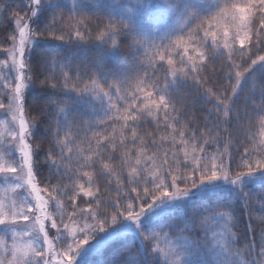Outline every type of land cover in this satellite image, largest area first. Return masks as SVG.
<instances>
[{"label": "snow or ice", "instance_id": "1", "mask_svg": "<svg viewBox=\"0 0 264 264\" xmlns=\"http://www.w3.org/2000/svg\"><path fill=\"white\" fill-rule=\"evenodd\" d=\"M138 5L143 6L139 4V0ZM91 7L82 2H74L69 8L63 0H29L30 16L20 17L18 13H13V16L17 17L15 22L19 31V43H16V38L13 36V46L5 49L11 58V65L7 63V60L0 61V70H7V75L4 77L6 82L0 87L8 90L4 92V95L8 96L7 106L0 98V110H4V115L11 114L8 129V136L11 140H4L5 146L0 150V174H3L0 183L10 184L14 194L10 203L0 201V245L3 246L0 264H85L87 256L98 252L107 242L123 233H135L138 238H142V242L157 239L155 235H148L146 232L152 227L156 218L169 214L177 207L191 208L194 197L224 191H227L228 199L220 207L227 211L219 212L211 207L205 209L211 220L216 221L221 227L220 233L213 232L211 240L205 239L204 244L177 235L175 242L169 241L172 246L168 249L145 245L152 259L151 261L141 260L138 264H213V261L208 259L211 255L216 257L215 264H264V227L259 236V243L253 235L251 242L245 241L244 250L235 247L236 236L231 231L232 227L236 226L233 212V206L236 203L242 204L248 212L250 201L259 200L260 211L264 213V192L258 196L254 195L249 187L258 181L264 188V88H261V101L258 105L250 108L249 98L246 97L242 108H234L235 97L238 95L242 82L247 83L257 74L264 75V54L251 59V64L244 67L243 71L240 70L241 65L236 66V83L232 87V95L216 96L214 104L216 116L212 127L208 126L206 120L204 130L198 133L196 128H191V125H182L180 120L185 114L182 110L184 104L181 102V107H177L175 100V89L186 85L188 80L193 81L190 87L203 83L200 74L205 71L206 57L209 54L217 55L216 49L219 48L220 39H223V48L229 50L228 60L234 59L237 53L235 48L237 43L240 45L242 58H250V54L244 51L245 41H249L258 51L261 46H264V39H262L264 0H241L240 3H228L225 6L216 3L204 11L203 17L193 9L189 0H177V2L162 0L160 5L162 9L176 12L180 18L186 20L187 36L183 29L180 32L169 30L158 36L159 42L153 39L150 44L134 37L133 43L129 45L133 57L129 66L112 73L104 70V58L119 54L118 37L129 35L130 30L123 18L116 20L109 16L108 24L96 37L99 41L97 47L100 49V55L93 66L94 70L89 72L85 67L83 76L77 71V85L73 86L71 91L77 92L76 101L90 106V115L97 117L95 121L85 122L86 127L92 130L94 135H98L97 128L103 126L106 130L109 125L122 120L121 136L124 137L125 132L130 131L131 144L136 146L139 140L140 145L134 154L130 150L124 153L119 168H114L110 163L105 162L115 159L114 153H108L107 156L102 154L106 151L107 144L101 143V139L107 140L106 137L97 139L94 155L81 159L82 151L73 152L79 133L72 134V126L66 121L57 119L55 128L49 125L46 129L52 134L53 140L49 141L52 148L45 156L49 172L46 182L49 199L45 200L35 184L39 170L36 157L39 152L33 149L30 143L37 125L35 122L30 123L25 114L27 102L25 92L32 87L31 77L27 74L32 68L29 61L32 52L39 45L40 37L45 33L50 38L59 41H63L66 36L69 39L75 36L77 42L83 41L85 34L82 27L86 25L88 19L85 10H91ZM10 8V5H6L0 11L6 13ZM126 11H131V9ZM49 12H51V21L45 24L41 31L37 32L35 28L30 27L29 21L36 24L41 18L47 19ZM64 12L68 13L67 20L63 16ZM77 15L81 16L80 20H76ZM205 18L216 20L217 23L208 24L205 27ZM220 20L224 21L222 37L218 30ZM70 21L74 23H69ZM257 22L259 27H257ZM58 24H63L70 31L62 32L57 28ZM72 29L74 31H71ZM201 31H203V36L200 35ZM209 37L211 43H209ZM170 50H174L175 56L180 57L178 63L174 64ZM219 55H223V52H219ZM166 57L167 68H165ZM53 61L61 63L71 71V61L67 58L53 57ZM133 70H135V76L131 74ZM140 71H143V75H140ZM161 71L164 72L163 85L157 75ZM63 76V89L66 90L70 79L69 73L65 72ZM84 77L91 82V87L87 83L83 88L78 86L79 81ZM51 87L56 89L57 84L54 83ZM197 91L199 92V88ZM211 92L212 90L208 89V93ZM140 93L143 95L141 96ZM36 102L39 105V98H36ZM48 104H55L51 96L44 102L45 108ZM121 109H123L122 114ZM64 110L62 107L59 108L60 112ZM39 114L46 113L41 109ZM211 114L210 109L209 116ZM161 116L163 120L160 119ZM149 117L152 118L151 122L157 126L163 123L165 129H171L173 146L179 151H184L185 161L176 167L191 169L187 175L173 174L170 184L167 182V176L150 172V166H144L149 165L150 161L154 163L159 158L158 152H154L152 156L146 155L152 145L156 144L155 140L152 141V145L145 140V137L152 133L144 132L141 135L142 122L149 123ZM255 117L260 119L262 139L257 146L259 149L257 154L260 158H254V153L246 148L241 156L246 170L238 167L233 175L232 157L229 154L232 137L235 133H240L246 135L245 143L254 142L255 135L252 134L251 125ZM17 124L18 130L15 127ZM222 124L226 127L223 132H220L218 129ZM244 124L250 127L245 129ZM93 125L96 127L94 128ZM189 129H191V135L188 134ZM214 129L217 130L215 135H213ZM224 133L228 134V143L221 152L219 142ZM162 139H168V137H162ZM108 142L111 143V141ZM121 144H124L123 139ZM210 145L215 146L216 149L211 155L208 153ZM189 146L192 151L191 160L195 161V166H192L188 160ZM236 147L238 149L239 146L236 145ZM57 148L58 152L54 150ZM92 151L90 144L89 152ZM74 154L77 158V166L75 168L63 167L73 162ZM173 158H176V153H173ZM97 163H101L102 168L97 169ZM165 165L169 170L173 168L167 153L160 166L161 172ZM125 167L128 169L125 188L131 185L137 195L135 200L131 195L119 196L117 201L104 205L105 209H112L109 217L100 210L99 197L93 192L92 185L113 175L117 176L119 183L123 179ZM146 172H150L151 179H148ZM56 176L66 180L64 190H61L59 186L49 187L51 180ZM141 182L145 185L143 192L140 191ZM180 184L184 185L183 188L179 187ZM123 190L117 188L118 193ZM33 193H35L34 199L30 198ZM81 193L84 197L91 198L84 201L89 205V210L78 209L76 201ZM64 197H68L71 201L73 208V212L70 213L71 219L75 222L84 221L79 232L70 229L69 225L64 223L62 216L58 223L57 219L52 218L51 213L43 217L38 215L46 210L47 205ZM93 200L97 201L95 211L91 210ZM125 200L130 201L126 207L124 206ZM136 201L140 202L139 210H137ZM56 206L59 207L58 204ZM194 214L203 215L198 209L194 210ZM261 218L264 219V217ZM48 220L51 221L50 229L46 223ZM207 220L208 217H204L202 223H206ZM20 221L27 223L21 224ZM60 224H63L62 228ZM51 229L56 230V241L50 237ZM248 231L249 233L254 232L251 224H249ZM18 235L27 237V244L18 243L16 239ZM9 238L12 240L11 245L8 244ZM54 242L59 243L63 248L62 252L53 247ZM190 257L195 259H189Z\"/></svg>", "mask_w": 264, "mask_h": 264}, {"label": "trees", "instance_id": "2", "mask_svg": "<svg viewBox=\"0 0 264 264\" xmlns=\"http://www.w3.org/2000/svg\"><path fill=\"white\" fill-rule=\"evenodd\" d=\"M84 4L91 5V10L86 9L85 15L88 17L86 25L82 27V31L85 34V39L83 41L76 40L75 36H72L69 39L67 36L63 41L55 40L50 38L47 33L44 36L40 37L39 45L32 52L30 59V64L32 68L28 71V75L31 77L32 87L25 92L26 95V104H25V114L26 118L31 122L36 123V128L34 129L35 135L31 138L30 143L33 149H37L39 155L36 157L38 163V173L35 180L36 187L40 190L41 193L46 194L49 197V192L46 190V182L49 175L47 163L45 156L52 148V145L49 141L53 140L51 133L47 132L46 129L49 125H52L55 128V121L57 119L61 121H66L69 125L72 126V134L79 133V138L75 142L73 147V152L82 151L83 157L81 159L87 158L90 155L95 154V145L97 139L106 137L107 140L101 139V143L107 144V149L102 154L107 156L108 153H114L115 159L112 161H105L111 164L114 168L120 167V160L124 156V153L131 151L135 153L137 147L140 145V141H137V145L133 146L130 142L131 132L126 131L124 137L121 136V125L123 121H119L114 125H109L106 130L103 129V126L97 128L96 131L98 135H94L92 130H89L85 122L95 121L97 117L91 116L90 106H86L83 102H77L76 97L77 92L71 91L73 86L77 85V71L80 72L83 76L84 68L87 67L89 72L94 70L93 66L96 63L98 56L100 55V49H98L97 44L99 41L96 37L103 30V27L108 24V17L111 16L116 20L123 18L124 22L129 25L130 34L127 36L118 37V46L119 54L114 57L109 55L104 58V70L106 72L112 73L120 71L121 69L129 66L133 57L130 53L129 45L133 43V38L135 37L138 40L145 41L146 44H150L153 39L151 36H147L141 31L137 24L129 19L127 16L119 14L117 11L113 10L111 6L101 0H80ZM190 4L193 6V9L197 11L202 17L204 16V11L208 9L210 5H215L220 3L221 6H225L228 3H240L241 0H189ZM6 5H10L11 8L8 12L3 13L0 11V61L5 59L4 53L5 49H9L12 44V37L16 35L15 23L13 21V13H18L20 17H24L27 13L26 7L20 0H0V10H2ZM69 7V6H68ZM71 8V7H69ZM63 16L67 20L68 13L64 12ZM47 19L41 18L36 24H32L31 27L35 28L37 32L41 31L45 24L51 21V12L47 14ZM81 16L77 15L76 20H80ZM103 21V23H101ZM213 20L205 18V27L210 24ZM69 23H74L70 21ZM257 27L259 23L257 22ZM62 32L70 31L69 28L64 27L63 24H58ZM71 31H74L72 29ZM183 31L187 36V28L184 27ZM180 32V31H179ZM59 34V33H57ZM203 36V31L200 33ZM262 39H264V34H262ZM250 50V51H249ZM246 53L250 54V58H242L240 56V51H237L234 59L228 60L227 55L216 56L209 54L206 57V68L205 71L200 74V78L203 81L201 85L196 87H190L193 84L192 80H188L186 85H182L175 89V100L177 102V107H181V102L184 104V115L182 116L180 123L182 125H191V128H196L197 132L204 130V125L206 120L208 126L212 127L215 121V108L214 104L216 103L217 95H232V87L236 83V66L241 65L240 70L243 71L244 67L251 64V59H255L257 55L264 54V46H261L259 51L256 47H253L249 41L245 42ZM172 53L174 64L178 63L180 57L175 56L174 50H170ZM53 57L57 59L67 58L68 61H71V71L66 66H62L61 63L53 61ZM47 59V63H45ZM158 59V58H157ZM167 57L165 58V68ZM68 72L70 79L68 80V89H63L64 76L63 73ZM135 76V70L131 73ZM140 75H143V71H140ZM158 77L161 81V85L164 83V72L161 71L158 74ZM231 76V79H229ZM171 77H169L170 79ZM111 80V76H109ZM42 81L44 83H42ZM57 84V88L53 89L52 84ZM88 84L91 87V82L87 80V77H84L79 81L78 86L83 88L85 84ZM103 86V85H102ZM199 88V92L197 91ZM261 88H264V75L257 74L256 76L250 78L247 83H243L242 87L238 90V95L235 97L234 108H242L245 102V98H249V107H254L258 105L261 101ZM208 89H211L212 92L208 93ZM142 96L143 93H140ZM51 96L55 101V104H48L45 108L44 102ZM36 98H39V105L36 102ZM64 108L63 112L59 111V108ZM43 109L46 114L40 115V110ZM57 109V111H53ZM212 110L211 116H209V110ZM123 109H121V114ZM151 117L148 118L149 123L142 122L141 135L144 132L152 133V135L145 137L146 142L149 145H152V141L155 140L156 144L147 151V156H152L154 152H158L159 158L155 160L154 163L161 166L165 153L169 158V161L172 163L174 170L176 165L182 164L185 161L184 151H179L176 147L173 146L171 140V129H165L163 123L157 126L155 123L151 122ZM163 120V117H160ZM95 128L96 126L93 125ZM225 125H221L218 131L223 132ZM250 127L248 124H244V128L247 129ZM252 127V134L255 135V141H249L245 143L246 135L235 133L232 137V146L229 148V154L232 157L231 169L233 175L235 174L238 167L240 169L246 170V166L241 160V156L247 148L250 152L254 153V158H260V155L257 153L259 149L257 146L262 139L260 132V119L255 117ZM235 126H232L234 130ZM217 130H213V135ZM188 134L191 135V129L188 130ZM227 133H224L220 138V151L224 150V146L228 143ZM177 141L179 140L178 132L176 133ZM162 137H168V139H162ZM207 138V137H205ZM63 139V137H61ZM124 140V144H121V140ZM108 141H111L109 143ZM202 142V141H201ZM93 149L92 152H89V147ZM39 145V148L37 146ZM115 145V147H113ZM238 145V149L236 147ZM183 147V146H180ZM59 151V149H54ZM66 151V150H65ZM189 155L188 160L193 163L191 160L192 151L189 146L187 149ZM216 151L215 146L210 145L208 147V153L211 155ZM173 153H176V158H173ZM197 154H199L197 152ZM76 156L73 155V162L65 164V168H75ZM227 159V157H225ZM152 163L151 161L149 162ZM101 163H97V169L102 168ZM147 167L148 165H144ZM167 166V165H166ZM168 168V167H167ZM63 170V169H62ZM87 170V169H85ZM75 179V176H73ZM128 179V169L124 168L123 179L118 183L117 176H110L108 179H103L97 181L92 185L93 192L99 197L100 201V210L105 212V214H110L112 212L111 208H104V205L113 203L117 201L119 196L131 197L135 200L137 195L136 192L132 190L131 185L125 188V184ZM66 180L60 179L59 176H56L51 180L49 187L59 186L61 190H64ZM143 182L140 184V191L143 192L144 188ZM151 186V185H149ZM182 184L179 185L181 187ZM250 190L254 195H259L264 192V188L258 184H252L249 186ZM117 188L124 189L121 192H117ZM91 199L90 197H84L82 193L77 198L78 209L83 208L89 210V205L84 201ZM228 199L227 191L204 195L200 197H195L191 202V208H177L172 210L169 214L161 217L157 221L152 223V227L147 229L146 232L148 235H155L156 237L168 238L176 240L177 235H182L190 240H194L201 236L202 228L205 223H202L204 217L210 219L209 213L205 209L211 207L216 211L222 212L227 211V209L221 208L220 205L226 202ZM62 208L64 214L69 217L70 213L73 212L71 207V201L68 197L63 199H58L55 201ZM130 201L125 200L124 206H127V203ZM150 202V201H149ZM92 211H95V205L97 201L93 200ZM139 201H136L137 210H139ZM77 209V211H78ZM200 210L202 216H197L194 214V210ZM233 212L235 216L236 226L232 227V233L236 236L235 246L238 249H245V241L251 242L253 235L257 238V243H259V236L261 234L262 227H264V213L260 211V201L253 200L250 201V210L245 211L244 206L240 203H236L233 206ZM207 220V221H208ZM73 221V220H72ZM90 221V220H89ZM80 225H83L84 221L75 222ZM249 224L253 226L254 232L249 233L248 227ZM148 245L153 247V240L144 241V246ZM146 250V249H145ZM147 252V250H146ZM152 257L148 256V252L144 253L141 251V247L138 239L134 235H126L118 239H114L107 243L102 249L101 252L97 255H94L88 259L85 264H138L141 260L151 261ZM215 264V261L214 263Z\"/></svg>", "mask_w": 264, "mask_h": 264}, {"label": "rangeland", "instance_id": "3", "mask_svg": "<svg viewBox=\"0 0 264 264\" xmlns=\"http://www.w3.org/2000/svg\"><path fill=\"white\" fill-rule=\"evenodd\" d=\"M20 1L23 3V5L27 9V13L24 17L30 16L31 12L29 9V0H20ZM101 1L107 3L109 6H111V8L113 10L117 11L119 14L127 16L129 19H132L137 24V26L141 29V31H143V33L145 35L151 36L152 38H158L159 35L163 34L166 31H169V30H175L176 32H179L186 25V20L180 18L179 14H177L176 12H172V11H165L164 9H162L160 7V5L162 4V0H139V4L143 5L142 7L138 5V0H101ZM63 2L66 3L69 7H72V4L74 2H80V0H63ZM173 2H177V0H173ZM127 9H131V11H126ZM16 18L17 17H14L13 21L15 23V28H16V35H15L16 43L18 44L19 43V31L17 29L16 22H15ZM216 23H217L216 20H213L210 24H216ZM29 24L31 27L32 22L29 21ZM223 26H224V21L220 20L218 30L220 32L221 37L223 34ZM233 31H235V29H233ZM209 43H211L210 37H209ZM229 43H231V41H229ZM12 46H13V41H12L10 48ZM235 48L237 49V51H240L239 43L235 44ZM221 51L223 52V54H226L228 56L229 50L223 48V39L219 40V48L216 49L217 53H219ZM112 56L116 57L117 55H112ZM4 57H5V59L3 61L7 60V63L9 65H11V58L7 52L4 53ZM6 75H7L6 69L0 70V86H2L6 82L4 80V77ZM242 85H243V82H242ZM242 85H241V87H242ZM12 87L14 88V85H12ZM5 91H8V90H5L2 87H0V98H2V102H4L5 105L7 106L8 96L4 95ZM10 120H11V114L8 113L7 115H4V110H0V150H2V148L5 146L3 143L4 140H11V137L8 136V129L10 126L9 125ZM15 127H17V130H18V124L15 125ZM18 155L19 154L17 153V156ZM190 163L192 166H195V161H193V163L192 162H190ZM158 165L159 164H157V163H150V165H148L147 167L150 166V172H155L157 175L163 174V175L167 176V182L169 184L171 183V176L173 174L187 175V174H189V172L191 170L190 168L184 169V168L180 167V168H176V169L171 171L165 165L163 172H161V167H158ZM150 172H146L148 179L152 178ZM2 179H3V174H0V180H2ZM258 183L259 182L257 181L254 184H258ZM183 186L184 185L182 184L181 188H183ZM40 194L45 200L49 199V197L46 194H43L41 192H40ZM13 195L14 194L11 191V185L10 184L0 183V201H6V202L10 203L11 199L13 198ZM34 196H35V193H33V196L30 198L34 199ZM56 205H57L56 202L50 203L49 205L46 206V210L44 212L38 213V215H41L43 217V216H47L48 214L51 213V214H53L52 218L57 219L58 223H59V218L62 216L64 223H67L69 225L70 229H73L76 232H79L80 227H82L83 225H80L78 223H74L72 220L69 219V217H67L64 214L60 205H59V207H57ZM177 208H181V207H177ZM177 208H175V209H177ZM111 213L107 214V215H109V217H110ZM160 218H156L154 221H157ZM89 222H91V221H89ZM20 223L25 224L27 222L20 221ZM46 223H47L48 228L50 229L51 221L48 220V221H46ZM109 223H111L110 220H109ZM220 224H222V222H220ZM60 227L62 228L63 224H60ZM221 230L222 229L219 226V224L216 221H212L210 218L205 223L204 227L202 228L201 236L192 240V241H196L200 244H204L205 239L211 240L213 232L220 233ZM126 235H134L139 241L141 251L144 253H147L145 250V247H144V241L142 242V238H138L135 233H123L119 237L113 238L112 240L118 239L120 237H124ZM50 237L54 241H56L57 233H56L55 229H51ZM16 239H17L18 243L27 244V242H28V238L24 237V236L18 235ZM218 239H219V237H218ZM169 241L175 242V240H172V239L157 237V239L153 240V247L168 249L169 247L172 246V244H170ZM69 242H71V241L69 240ZM109 242H107V243H109ZM11 243H12V240L9 238L8 244L11 245ZM53 247L56 248L57 250L61 251V252L63 251V248L59 245L58 242H54ZM64 247H66V245H64ZM101 249L98 252H95V253L87 256L85 259V263L88 261V259L90 257L99 254L101 252ZM0 255H3V246L2 245H0ZM189 259H195V258L190 257ZM208 259L212 260L214 263V261L216 260V257L214 255H211L208 257Z\"/></svg>", "mask_w": 264, "mask_h": 264}]
</instances>
